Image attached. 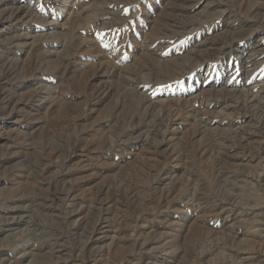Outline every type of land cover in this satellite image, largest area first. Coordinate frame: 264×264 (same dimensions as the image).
<instances>
[{
  "label": "rangeland",
  "instance_id": "obj_1",
  "mask_svg": "<svg viewBox=\"0 0 264 264\" xmlns=\"http://www.w3.org/2000/svg\"><path fill=\"white\" fill-rule=\"evenodd\" d=\"M0 59V264H264V0H0Z\"/></svg>",
  "mask_w": 264,
  "mask_h": 264
},
{
  "label": "bare ground",
  "instance_id": "obj_2",
  "mask_svg": "<svg viewBox=\"0 0 264 264\" xmlns=\"http://www.w3.org/2000/svg\"><path fill=\"white\" fill-rule=\"evenodd\" d=\"M1 60V59H0ZM242 88V87H241ZM257 95V94H256ZM244 97V96H243ZM262 97V96H261ZM263 101V100H262ZM244 105V104H243ZM261 120V119H260ZM252 129V128H251ZM262 140V139H261ZM239 178V177H238ZM111 222V221H110ZM111 226V225H110ZM90 229V228H89ZM231 230V229H230ZM102 239V238H101ZM162 243V242H161Z\"/></svg>",
  "mask_w": 264,
  "mask_h": 264
}]
</instances>
